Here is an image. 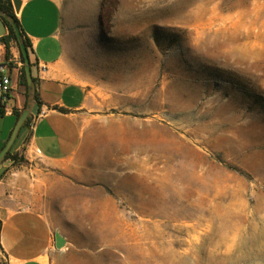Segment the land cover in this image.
Segmentation results:
<instances>
[{"label": "rangeland", "instance_id": "374dc122", "mask_svg": "<svg viewBox=\"0 0 264 264\" xmlns=\"http://www.w3.org/2000/svg\"><path fill=\"white\" fill-rule=\"evenodd\" d=\"M58 2L90 160L11 207L65 238L48 264H264V0Z\"/></svg>", "mask_w": 264, "mask_h": 264}, {"label": "crops", "instance_id": "0c3cea01", "mask_svg": "<svg viewBox=\"0 0 264 264\" xmlns=\"http://www.w3.org/2000/svg\"><path fill=\"white\" fill-rule=\"evenodd\" d=\"M18 1L19 9L15 11L10 0L22 37L29 43L33 81L26 91L20 81L22 63L14 52L11 93L0 106V149L18 117L27 110L26 122L18 129L10 152L22 155L28 164L13 160L0 163V247L8 264H48L55 232L50 221L34 209L11 207H18V203L29 207L24 203L40 189L45 188L50 198L55 196L62 186L57 168L67 163H89L90 159L78 153L87 136L84 122L88 110L84 107L90 90L83 82L67 77L58 0ZM105 202L108 207H116L112 199L106 198Z\"/></svg>", "mask_w": 264, "mask_h": 264}, {"label": "trees", "instance_id": "16d2710c", "mask_svg": "<svg viewBox=\"0 0 264 264\" xmlns=\"http://www.w3.org/2000/svg\"><path fill=\"white\" fill-rule=\"evenodd\" d=\"M0 18L3 21L6 29V33L0 36L2 40L4 41L5 45L7 46L10 40H14V42L17 45L18 51H19V56L20 60L22 62L21 66V71H20V81L21 83L25 86L26 91H29L32 87L31 83L28 84L25 76V71H24V63H23V57L21 53V48L20 45H24L27 49L29 46V43L22 37V34L19 30L18 22L17 19L15 18L13 11H12V6L10 0H0ZM33 81V78L31 77V82ZM3 114V110L0 108V115ZM20 113H18V116ZM26 122V118L22 122L21 126ZM13 158L15 159V154H12L9 150L5 153L4 157L2 158L1 161L7 159V158Z\"/></svg>", "mask_w": 264, "mask_h": 264}, {"label": "water", "instance_id": "95a60500", "mask_svg": "<svg viewBox=\"0 0 264 264\" xmlns=\"http://www.w3.org/2000/svg\"><path fill=\"white\" fill-rule=\"evenodd\" d=\"M13 1V5H14V9L15 11H18L19 9V1L18 0H12ZM5 32V25L3 23V21L0 18V36L3 35ZM21 48V53H22V57H23V63H24V71H25V76H26V80L27 83L30 84L31 83V72H30V62H29V57H28V53H27V49L24 45H20ZM27 115V110H24L22 112V114L18 117L12 131L11 134L8 138V140L6 141V143L4 144V146L0 149V160H2V158L4 157L5 153L9 150V148L11 147L16 134L18 132V129L20 128L22 122L24 121V119L26 118ZM65 244V238L59 233V232H54V247L57 249L62 248V246H64Z\"/></svg>", "mask_w": 264, "mask_h": 264}, {"label": "built area", "instance_id": "2783aa9c", "mask_svg": "<svg viewBox=\"0 0 264 264\" xmlns=\"http://www.w3.org/2000/svg\"><path fill=\"white\" fill-rule=\"evenodd\" d=\"M4 43L0 44V50L4 48ZM13 59L0 58V106H3L11 93V65ZM21 71V70H20Z\"/></svg>", "mask_w": 264, "mask_h": 264}]
</instances>
